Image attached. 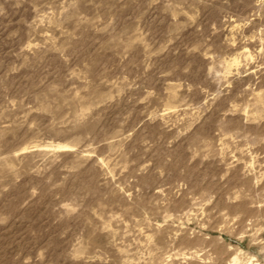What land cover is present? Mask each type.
<instances>
[{"label":"clouds","instance_id":"9594fccd","mask_svg":"<svg viewBox=\"0 0 264 264\" xmlns=\"http://www.w3.org/2000/svg\"><path fill=\"white\" fill-rule=\"evenodd\" d=\"M0 264H264V0H0Z\"/></svg>","mask_w":264,"mask_h":264},{"label":"rangeland","instance_id":"374dc122","mask_svg":"<svg viewBox=\"0 0 264 264\" xmlns=\"http://www.w3.org/2000/svg\"><path fill=\"white\" fill-rule=\"evenodd\" d=\"M11 19H13V20H15V19H18V17L17 16H13V17H10ZM19 230V226L16 228V229H14L13 231H18ZM11 234L10 233H5V237H6V239H5V243H7L8 242V237L10 236Z\"/></svg>","mask_w":264,"mask_h":264}]
</instances>
